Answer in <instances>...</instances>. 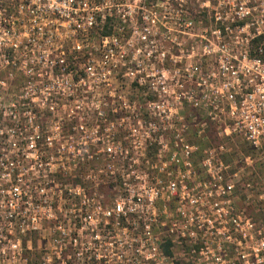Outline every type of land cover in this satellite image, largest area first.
<instances>
[{
	"label": "built area",
	"instance_id": "2783aa9c",
	"mask_svg": "<svg viewBox=\"0 0 264 264\" xmlns=\"http://www.w3.org/2000/svg\"><path fill=\"white\" fill-rule=\"evenodd\" d=\"M249 3L0 0V72L23 77L17 95L0 78V264L25 263L23 238L39 242L28 264H264V8ZM118 72L150 99L112 117ZM97 90L107 101L74 100ZM210 129L215 145L189 142ZM131 156L157 163L120 166L145 175L99 182L121 185L101 198L97 173Z\"/></svg>",
	"mask_w": 264,
	"mask_h": 264
},
{
	"label": "rangeland",
	"instance_id": "374dc122",
	"mask_svg": "<svg viewBox=\"0 0 264 264\" xmlns=\"http://www.w3.org/2000/svg\"><path fill=\"white\" fill-rule=\"evenodd\" d=\"M208 1V5L209 6H216L217 4L219 5H234V4H242V5H249L251 2V4H255V5H251V6H256L255 8L257 10H259L260 8H264V0H207ZM116 83H115V80H113L114 82V86L112 85L111 86V90L114 88V92H112L111 96L113 97V103H114V110H115V114L112 116L110 113L106 114V112L104 113L107 117H119V116H122V113H123V109L121 108V101L127 103V104H136V105H140L141 102H143L144 100L146 99H150V96L146 97L145 95V91L143 90L142 87H138V86H135L133 82L131 81H128L126 78H123L121 76V72H118L116 74ZM0 78L3 80V84L4 86H7L9 90H11L12 93H16L15 95L18 94L17 90L18 88L20 87V85L23 83V77L19 74V73H14V75L11 77H8L7 75H5V73L3 72H0ZM99 92L98 90L94 93H87L85 92L84 94H81L82 98L81 97H77V98H74V100H77V101H83V102H90L93 100L92 98V95L94 97L95 100L97 101H102V99L104 100V96L103 94ZM149 95V94H147ZM104 101H107V99H105ZM75 104L72 105L70 107V110L68 108H64V109H61L60 112H59V115L65 120V122H67V118L65 116V114L69 111H74V112H78L79 113V116L80 117H85V118H88L86 116H90V111L89 109H86L84 108V106L82 105L81 106V110L79 109H76L75 107ZM85 112L87 114H85ZM72 116H75V114H72ZM189 142L190 143H194V144H199L201 146L203 145H215L216 144V140L213 136L212 133H207L206 136H205V139H202V140H197L195 137H189ZM124 143H127L125 141H121L120 144L123 145ZM236 146L238 148H243V146L241 144H237L236 143ZM106 158H103V157H97L96 158V162H95V167L97 169V172L99 170H105L106 169V164L108 162V160ZM200 157L199 156H195L193 158V165H194V170H193V173H189V174H185V176H188L187 177V183H188V187L190 189V191H192L194 194L195 193H199L200 192V189H201V192L204 191V189L200 188V187H197V184H201L203 182H206L208 181V177H207V174L203 172V170L201 169V165L200 164ZM224 160H230L228 157L226 158H223ZM134 161V163H133ZM157 163V160L155 157H152V156H147V157H135V156H131V157H127V158H115L112 160V171H113V174L109 175L108 173L106 174L104 171V173H97L96 177H95V181L96 182H109L110 180H112V182H117L119 181L120 179H123L125 178L126 181H130L129 183H131V181L133 182H136V181H139V179H135V176H139V177H143V173H140V172H133L132 174L130 172H122L120 173V166H127L128 164H131V165H136L138 167L140 166H151V165H154ZM231 168H232V164H231ZM83 168L79 169L77 172L73 173V176H76V175H80V176H83L84 173H83ZM151 170V169H149ZM85 171V170H84ZM232 172V169L230 170ZM148 175V178L147 180H151L153 181V178L154 179H164L165 178V175L164 174H161V173H157L155 171H149L148 173H146ZM128 175V176H126ZM176 176V180H179L181 178V175L182 174H174ZM259 175H261L259 173ZM71 177H65V176H60L58 177V180H61V181H66L68 179H70ZM131 178V180H130ZM113 185H115V183H112ZM121 185L119 186V184H117L115 187L113 188H110V184L107 185V184H101L99 183L98 186H96V192L99 196H101V198H108L109 196H115L119 191H121ZM132 189L136 192H138L137 190V185L136 186H132ZM188 191V192H190ZM185 192L186 190H182V195L180 194V190L177 192L180 196H185ZM191 192V193H192ZM236 194L238 195L239 193L236 192ZM201 195V193L199 194ZM240 205V204H239ZM237 204H234V207H237L239 206ZM247 212H248V209H247ZM258 214H257V218L258 219ZM261 221V220H259ZM31 239V247L33 248V252L32 254L27 250L26 248V243H25V240L26 238H23V241H22V250H21V254H22V258L25 259V263L23 264H28V260L29 259H32V256L33 255V259L37 257V246L39 245V242H37L34 238H30Z\"/></svg>",
	"mask_w": 264,
	"mask_h": 264
},
{
	"label": "trees",
	"instance_id": "16d2710c",
	"mask_svg": "<svg viewBox=\"0 0 264 264\" xmlns=\"http://www.w3.org/2000/svg\"><path fill=\"white\" fill-rule=\"evenodd\" d=\"M105 33V32H104ZM207 133H212V130L210 129V130H208V132ZM206 133V134H207ZM166 246H167V244H166ZM166 246H164V248L166 247ZM165 252H167V249L165 248Z\"/></svg>",
	"mask_w": 264,
	"mask_h": 264
}]
</instances>
